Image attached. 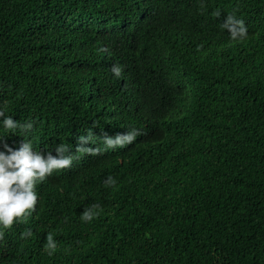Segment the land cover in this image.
Here are the masks:
<instances>
[{
  "label": "trees",
  "instance_id": "obj_1",
  "mask_svg": "<svg viewBox=\"0 0 264 264\" xmlns=\"http://www.w3.org/2000/svg\"><path fill=\"white\" fill-rule=\"evenodd\" d=\"M210 1L0 0V110L33 124L0 138L80 157L0 228V264H264V0ZM89 130L101 155L76 152Z\"/></svg>",
  "mask_w": 264,
  "mask_h": 264
},
{
  "label": "clouds",
  "instance_id": "obj_2",
  "mask_svg": "<svg viewBox=\"0 0 264 264\" xmlns=\"http://www.w3.org/2000/svg\"><path fill=\"white\" fill-rule=\"evenodd\" d=\"M211 5L214 0L209 2ZM218 17L220 28L223 31L228 30L230 38L233 41L243 40L248 35V29L242 19H236L234 15L225 13V10L215 13ZM112 72L116 77L122 74V68L113 65ZM0 124L9 132H15L16 129L21 130V134L27 137L28 133L33 128L31 122L26 124H18L11 116H6L3 110H0ZM139 132L136 129L125 133H117L114 137L104 133V144L108 149L116 147H124L132 144ZM93 139V133L89 130L86 136H80L76 146L77 153H84L91 156L102 154L100 148H94L89 145ZM0 228L10 229L14 226L15 221L22 223L27 222V218L36 211V205L39 202V196L36 192V185L42 183L48 177L52 176L54 171L71 168L74 159H79V156L69 154V148L65 144H58L55 148V155L47 152L34 151L33 144L23 139L20 146L16 149L9 146L4 138H0ZM116 181L109 176L105 181V186H115ZM99 205H92L85 208L80 218L84 222H91L98 213L94 209ZM5 232L0 230V240L4 239ZM32 235L31 230H25L21 233V239H26ZM56 242L53 234L48 233L45 251L49 255L56 250Z\"/></svg>",
  "mask_w": 264,
  "mask_h": 264
}]
</instances>
